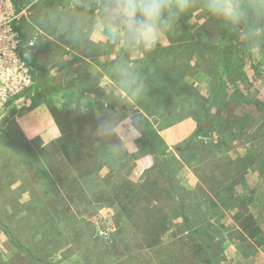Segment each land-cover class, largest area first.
Instances as JSON below:
<instances>
[{
  "label": "rangeland",
  "instance_id": "rangeland-1",
  "mask_svg": "<svg viewBox=\"0 0 264 264\" xmlns=\"http://www.w3.org/2000/svg\"><path fill=\"white\" fill-rule=\"evenodd\" d=\"M11 1L15 10L25 11L20 31L27 41L45 9L75 7L80 3ZM76 10L83 11L78 7ZM182 19L148 54L156 62L155 73L145 81L143 97L131 105L135 112L139 110L138 102L149 109L159 139L173 155L169 163L173 195L178 194L188 206L189 225L208 230L216 238L214 241H222L220 264H243L239 253V257L231 255L229 245L240 242L243 246L239 232L245 215L264 214V60L250 56L242 40L231 34L229 51L223 54L230 72L224 73L216 92L215 83L221 71L220 33L224 29L199 6ZM92 38L98 47L61 35L48 36L28 50L33 83L23 100L6 112L0 123V264H209V251L199 250L192 239L184 238L187 232L181 216L159 218L169 222V229L159 244H146L149 229L146 230V214L139 209L143 200L137 189L153 157L142 132L131 126L128 111L122 113V124L129 125L125 151L131 157L110 151L108 145L96 141L94 146L101 153L90 174L85 172L86 164L75 166L65 158L66 154H75L70 121L76 120V125L83 126L90 136L97 124V112L105 111V103L94 92L99 84L105 88L110 78L97 72L83 57L89 56L94 64L107 69L108 62L118 55L111 37L96 32ZM101 53L103 57H98ZM148 55L132 53L130 58L142 67ZM75 94H88L96 100L86 113L87 121L71 108ZM191 94L193 98H189ZM242 96L246 106L258 103L261 108L251 129L246 128V123L242 128L241 123L247 107H236L231 100ZM208 97H213V104L205 103ZM240 111L244 116H239ZM201 116L206 130L201 135L205 133L203 138L216 145L179 154L176 146L183 145L190 135L180 137L189 126H179V122L190 117L197 124ZM171 138L180 141L169 142ZM162 148L156 146L157 150ZM83 150L87 151V147ZM249 154L251 157L245 161L250 162L253 157L254 162L245 169L239 183L232 184L241 176L242 165L215 192L198 190L200 173L209 179L205 169L214 168V161L218 164L215 172L220 174L229 159ZM232 168L231 164L229 169ZM128 180L136 189L125 188ZM129 208L131 213L135 212L130 222ZM163 209L165 212L164 205L158 207V216L163 215ZM4 226L20 245L12 242ZM204 238L216 249L210 235Z\"/></svg>",
  "mask_w": 264,
  "mask_h": 264
},
{
  "label": "clouds",
  "instance_id": "clouds-1",
  "mask_svg": "<svg viewBox=\"0 0 264 264\" xmlns=\"http://www.w3.org/2000/svg\"><path fill=\"white\" fill-rule=\"evenodd\" d=\"M196 6L221 28L236 34L250 56L264 60V0H80L75 7L45 9L36 21L27 48L48 36L61 35L98 47L92 38L96 32L115 41L118 55L108 62L110 81L104 92L120 103L115 110L105 103V111L97 112V124L90 136L108 142V149L119 154L125 150L129 129V125L122 124L125 117L120 108L139 100L146 91L140 62L132 60L130 54L152 53L180 18ZM77 7L83 11H77ZM90 12L94 14L88 15ZM95 102L93 96L75 94L71 108L86 114ZM130 123L141 130L138 112L132 113Z\"/></svg>",
  "mask_w": 264,
  "mask_h": 264
},
{
  "label": "trees",
  "instance_id": "trees-1",
  "mask_svg": "<svg viewBox=\"0 0 264 264\" xmlns=\"http://www.w3.org/2000/svg\"><path fill=\"white\" fill-rule=\"evenodd\" d=\"M13 1L15 2V0ZM180 20H183V19L180 18ZM231 34L233 33H229L226 30H222V32L220 33V41H221L220 45H221L222 50L219 56V65H220L221 71L219 72L217 81L215 83L216 92L221 85L224 73L230 72L229 65L227 64L226 59L223 56V54L229 51V47L227 43H229L231 39H233L230 36ZM22 37L25 39L23 34H22ZM145 62L146 64L142 66L140 70H141L142 75L145 77V81H146L148 80V78L150 79L152 78V75H154L155 71L153 70V68L155 67L156 62L154 58L150 55L146 56ZM97 67H98L96 68L97 72L108 76L107 71L104 67H100L98 65ZM175 84L176 83H174V85ZM88 86H85V87H88ZM95 90L96 91L94 93L97 95V97L102 102L108 103L107 106H109V109H113V110L116 109L117 105H119L120 102L106 96L104 92V86L99 84ZM189 98H193V95L191 94ZM242 98L243 96L240 97V99L239 98L236 99L232 97L231 100L233 101V103L236 104V107L240 105L247 107L246 108L247 113L245 114V116L242 111L238 113L240 114L239 115L240 117L244 116L243 118L244 121L241 122L242 128H245L244 123H246V126H247L246 128L251 129L253 125L256 123L257 119L259 118L261 108L258 106V103H253L249 106H246V103L244 102ZM183 101H185V99L181 100L180 104L183 103ZM205 103L213 104V97L205 98ZM137 106L139 110H136V112L140 114V124H141L140 131L142 132V135L145 137V140L147 141V144L150 147L149 152L152 154V157H153V163L148 169H146L145 174H144L145 177L143 179L144 181L141 182V184H139V187L137 189L141 192V199L143 200L139 206V209L144 214H146L145 217H147V219L145 222L148 224V227L146 228V230L149 229L148 235L147 237H145L146 244L148 246L159 244L161 241V237H163V234L167 232V230L169 229V222H167V220H158L159 218L163 216L162 218L169 219L172 217V215L181 216L183 219V224L185 225L186 232H187L184 238L192 239L190 241L194 242V246L198 247L199 250L207 249L209 251L210 253L209 259L211 260V262L208 261L209 264L210 263L220 264L221 262L220 254L222 253L224 249L222 241L218 238L216 241H214V239L216 238L213 237L212 233L210 232L211 233L210 234L208 230H206V228H203L206 230V232H204V231H200V229L198 228L193 229L189 225L188 223L189 217H188V214L186 213V209L188 208V206L181 202L180 198L178 197V194L173 195V193L175 192V189L172 183L173 174L170 172L171 170H170V165H169L171 157L173 158V155L171 154L170 150H168L167 147L164 144H162L163 142L161 141V139H159L158 132L155 126V122L150 120L152 116L149 112V109L145 106H142V104L139 102L137 103ZM132 107L133 106L131 105V103H129L125 106H121L120 111L122 113L128 111L126 113V116L131 117L132 113L135 112ZM236 107L235 109H237ZM80 117L85 118L86 121L88 120L87 118L88 116L86 114H80ZM201 118L202 116L197 118L196 128L185 139L186 140L185 143L183 145L176 146L175 148L176 152H178L179 154H184L185 152L189 151L192 148L198 150L200 148H205L206 146L216 145L215 143L214 144L210 143L208 140L203 138V136H205L204 135L205 133L201 135V132H206V130L203 128L201 124ZM70 122L71 124H73L72 125L73 127L71 126L70 130L71 131L73 130L72 134H74L73 136H75V138H73L72 140L73 142L72 152H74L75 154L73 156L70 153L66 154L65 158H67L68 160H71L75 166H81V164H86L88 168L85 172L90 174L93 171L91 167L94 166V161H96L98 154L101 153L100 148L97 146H94V142H96L97 140H93L89 136V134L87 133L86 129H84L83 126H79V125L77 126L76 120H74V122L73 121H70ZM85 126L88 127L87 125ZM80 138L83 139L82 142L78 141ZM99 142H102V144L108 145V142L106 141L99 140ZM225 142H228V140H225ZM84 146L87 147V151L83 150ZM156 146H160V147L162 146L163 148L161 150H157ZM122 152L127 157L132 156L131 153L125 150ZM106 154L108 153L106 152ZM249 155L238 157L235 160L229 159L228 160L229 162L226 163L227 167L225 171L223 173L219 172L220 174H217L215 172V168L216 166L218 167V164L217 162L214 161V165H213L214 168H212L211 166V168L205 169V173H204V174H207V172H209L208 175H209L210 180L206 178L204 179V176H202V174L200 173L199 175L200 182L198 185V188H199L198 190L200 192H204L206 190H208L209 192L211 191L215 192L217 189L221 187L222 181L225 179H228L232 171L236 170L238 165H242L243 172L241 176H237L236 179L232 178L234 179V182H232V184L239 183L241 180H243L245 169L249 167L250 165H252L251 163L254 162L253 157L250 159V162H246L247 159L251 157V155L250 156ZM231 164L233 165L232 170L229 169V166ZM43 171L44 173L47 172L46 170H43ZM219 176H221L220 178H223L221 181H219L220 179ZM159 179L161 180L162 183H159ZM128 187H130L131 189L135 188L134 184L130 180L127 181V185L125 188H128ZM209 202L211 204H214V202H211V201ZM162 205L165 206L166 211L164 212V209H163V215L158 216L156 211L158 207ZM127 211H128L127 212L128 220L130 222L131 220H133L135 212L133 211L131 213L130 208L127 209ZM240 228H241L239 232L240 239H242V231L247 233L248 236L253 237V238H256L258 236V233L261 231V228L259 224L257 223L256 218L253 214H247L245 215L244 218H242V220L240 221ZM4 231L11 238L12 242L16 243L17 245H20L19 242L11 235V233L5 226H4ZM209 235H210V238L213 239V241L215 242L216 249L215 247L212 246V244H210L204 238L205 236H209ZM257 242H260V241L257 240Z\"/></svg>",
  "mask_w": 264,
  "mask_h": 264
},
{
  "label": "built area",
  "instance_id": "built-area-1",
  "mask_svg": "<svg viewBox=\"0 0 264 264\" xmlns=\"http://www.w3.org/2000/svg\"><path fill=\"white\" fill-rule=\"evenodd\" d=\"M24 12L15 10L11 0H0V123L33 83L29 48L20 31Z\"/></svg>",
  "mask_w": 264,
  "mask_h": 264
},
{
  "label": "crops",
  "instance_id": "crops-1",
  "mask_svg": "<svg viewBox=\"0 0 264 264\" xmlns=\"http://www.w3.org/2000/svg\"><path fill=\"white\" fill-rule=\"evenodd\" d=\"M99 56L103 57V53L98 55V57ZM83 58L87 60L89 63H91L93 66H95V68H98L97 64L93 63L92 61L93 59L90 60L89 56H84ZM195 73H198V72H195ZM186 125L189 126L188 129L183 130L182 135L179 134L180 137L185 134V136H183V139L187 137L190 133H192L194 129L196 128V124L194 120L190 117L189 118L185 117L183 118V120H181V122H179V126H186ZM172 141H180V139L171 138L169 142H172ZM255 218L261 228V231L258 233V236L256 237L257 239L248 236L247 233L242 231V239L240 240L243 246L240 245V242L238 243L231 242L229 245L231 247V255H235L236 257L240 256L243 264H264V250L262 249V247L264 248V214L255 216ZM257 240L260 242H257ZM245 244L246 246L244 247ZM237 253H239V256ZM227 254H228V250H227ZM228 264H240V262L234 261Z\"/></svg>",
  "mask_w": 264,
  "mask_h": 264
}]
</instances>
